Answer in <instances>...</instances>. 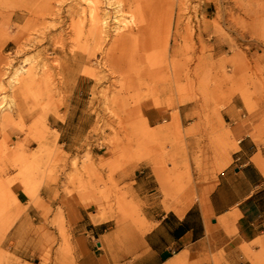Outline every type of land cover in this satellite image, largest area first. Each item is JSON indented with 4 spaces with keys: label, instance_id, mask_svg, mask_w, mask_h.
<instances>
[{
    "label": "rangeland",
    "instance_id": "rangeland-1",
    "mask_svg": "<svg viewBox=\"0 0 264 264\" xmlns=\"http://www.w3.org/2000/svg\"><path fill=\"white\" fill-rule=\"evenodd\" d=\"M5 7L23 20L0 71V129L18 132L0 139V222L11 185L33 199L42 190L52 206L16 249H0V264H74L64 217L74 196L120 209L128 191L115 174L155 171V160L190 161L188 184L206 183L237 145L222 111L234 103L249 119L264 110V0H0ZM183 173L171 176L182 193Z\"/></svg>",
    "mask_w": 264,
    "mask_h": 264
},
{
    "label": "crops",
    "instance_id": "crops-1",
    "mask_svg": "<svg viewBox=\"0 0 264 264\" xmlns=\"http://www.w3.org/2000/svg\"><path fill=\"white\" fill-rule=\"evenodd\" d=\"M22 20L18 10L0 8V71L4 58L15 51ZM5 113L7 120L17 119L16 113ZM32 116L23 114L22 119ZM51 116L46 115L47 122ZM222 116L231 119L237 145L212 180L193 187L188 184L193 176L190 161L188 167L177 162L173 167L155 160V171L145 164L138 175L131 176L129 167L115 174L116 185L128 191L118 196L120 209L104 208L99 197L81 202L74 196L64 213L74 264H264V110L245 119L231 103ZM17 135L12 126L0 129V139L13 141ZM177 170L184 171L183 193L180 180L171 177ZM10 190L14 204L0 222V249L9 251L17 248L20 233L31 234L33 226L43 223L44 212L52 206L42 190L39 199L29 198L16 185Z\"/></svg>",
    "mask_w": 264,
    "mask_h": 264
},
{
    "label": "bare ground",
    "instance_id": "bare-ground-1",
    "mask_svg": "<svg viewBox=\"0 0 264 264\" xmlns=\"http://www.w3.org/2000/svg\"><path fill=\"white\" fill-rule=\"evenodd\" d=\"M20 71H21V70L19 69V70L17 71V73L20 72ZM170 191H171V192H175V190H173V189H170ZM185 206H186V205H185ZM177 211H178V210H177Z\"/></svg>",
    "mask_w": 264,
    "mask_h": 264
}]
</instances>
